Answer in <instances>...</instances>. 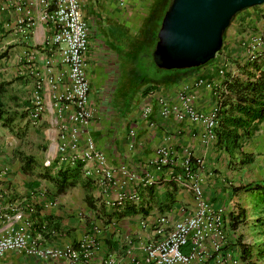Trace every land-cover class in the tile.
<instances>
[{
	"label": "crops",
	"instance_id": "0c3cea01",
	"mask_svg": "<svg viewBox=\"0 0 264 264\" xmlns=\"http://www.w3.org/2000/svg\"><path fill=\"white\" fill-rule=\"evenodd\" d=\"M77 1L81 18L87 26L85 76L89 85L88 108L93 122L86 135L103 153L108 165L122 166L136 176L149 172L153 175L154 184L141 188L136 181L128 182L115 172L113 184L102 189L97 180L83 177L81 167L74 171L79 164L64 165L58 169L54 163L49 168L42 167L53 144L48 132L51 114L45 112L35 125L30 123L28 117L22 121L18 117L20 113H28L35 74L45 79L44 62L49 53L43 42L49 30L48 25L38 19L36 0H16L0 13V106L4 111L3 117L13 119L9 128L4 127L0 120V192L3 205L12 207L11 213L22 212V218L8 222L0 220V233L7 229L22 230L37 239L40 246L51 248L73 247L80 240L89 238L94 243L91 259L95 264H102L105 258H110L114 264H134L133 261L140 260L142 256L144 243L152 239L154 233L151 225L157 218L165 217L169 225L182 220L193 210L191 193L175 181V176L182 171L179 166L182 153L189 150L194 158L200 160V165L193 161L192 165L200 178L204 198L212 205L223 208L226 222L234 234L232 240L252 245L245 238V228L250 225L257 229L260 225L264 226V210L252 218L246 217L250 214L246 199L249 196H263L264 200V195L246 194L241 188L264 185V121L256 125L249 139L239 142V148L231 158L217 145L216 139L214 142H202L198 125L178 122L172 114L160 117L157 114V99L164 97L173 103L174 94L187 89L195 96V108L204 111L213 101L211 92L190 88L193 79L202 78L217 81L221 108L231 79L236 77L244 82L248 73L254 74V69L246 67L245 50L248 35L260 29L259 19L264 4L240 12L225 31L222 78L217 74L214 62L190 72L179 81L163 75L160 78L162 83H159L163 84L162 89L157 87L158 83H150L143 89L140 87L129 107L121 112L109 103V95L116 82L114 77L118 75L117 72L129 77L136 71L137 63L128 53L130 38L145 33V46H152L166 0L157 3L155 0ZM18 3H30L34 16V26L26 36L19 32L15 24L20 15L15 10ZM53 59L57 60L55 56ZM256 63L259 70L264 71V58ZM151 82L158 81L154 79ZM43 90H47L45 84ZM146 107L151 109V113L143 116L142 111ZM159 147L174 152L176 165L154 172L150 162ZM241 153L248 155L251 160L249 164H240ZM22 156L33 160L32 175L21 171ZM85 166L88 169L92 167L90 163ZM64 170L76 174L71 185L62 193H57L51 183L38 177L44 171L57 177L58 172ZM32 182H36L37 186L31 185ZM235 189L238 192H234ZM133 191L138 194V202L125 200L120 212L131 207L137 213L116 218L114 206L107 203L118 194ZM48 202L54 205L49 206ZM237 206L244 211V219L233 229L231 215L235 214ZM143 212H146L145 215H142ZM248 219H251L250 222H247ZM24 221L28 226L24 225ZM0 264L73 263L39 260L17 252H6Z\"/></svg>",
	"mask_w": 264,
	"mask_h": 264
},
{
	"label": "built area",
	"instance_id": "2783aa9c",
	"mask_svg": "<svg viewBox=\"0 0 264 264\" xmlns=\"http://www.w3.org/2000/svg\"><path fill=\"white\" fill-rule=\"evenodd\" d=\"M16 0H0V13L12 6ZM38 19L48 25L49 34L44 39L49 57L45 59V79L35 74L30 107L27 110L28 120L35 125L45 112H50L48 132L53 144L49 156L42 162V167L49 168L52 163L58 167L76 165L82 168L83 177L96 181L105 189L113 184V174L120 173L126 180L136 181L141 188L153 186V175L145 172L142 176L129 173L124 167H113L107 164L105 156L99 151L94 141L86 135L93 118L88 108L89 85L85 76V53L88 48L87 26L81 18L77 0H36ZM260 6H263L260 5ZM19 13L15 24L19 32L26 36L34 26V16L30 3L15 5ZM235 18V17H234ZM232 22V21H231ZM260 29L250 33L245 50V63L258 62L264 58V11L260 14ZM230 26V24H229ZM229 28V27H228ZM228 28L226 30H228ZM222 47L215 54L214 63L217 74L222 78L225 57ZM53 56L57 58L55 61ZM47 90H43V85ZM190 88L210 91L213 101L204 111L195 108V96L187 89L174 94V102L167 98L157 99V114L165 118L172 114L178 122H188L201 128L200 140L214 142L218 127L220 110V91L215 80L195 78ZM227 93V92H226ZM151 109H143V116ZM174 152L169 148L159 147L154 151L150 162L154 172L176 165ZM200 165L199 158H194L189 150H184L179 166L181 173L175 176L176 183L188 190L193 198L192 212L178 222L167 224L165 217H159L152 223L153 237L142 246L140 260L134 264H243L236 240H232L230 230L222 207L207 201L200 188V178L193 171V163ZM90 163L91 169L85 165ZM0 192V220L18 221L22 212L11 213L12 207L2 203ZM137 203L136 191L118 194L107 204L122 206L123 202ZM53 206L52 202H48ZM11 214H10V213ZM24 225L28 226L24 221ZM94 243L89 238L80 240L76 246L65 245L59 248L42 247L37 239L22 230L7 229L0 233V260L6 252H17L39 260H63L77 264H95L91 257ZM102 264H114L105 258Z\"/></svg>",
	"mask_w": 264,
	"mask_h": 264
},
{
	"label": "trees",
	"instance_id": "16d2710c",
	"mask_svg": "<svg viewBox=\"0 0 264 264\" xmlns=\"http://www.w3.org/2000/svg\"><path fill=\"white\" fill-rule=\"evenodd\" d=\"M169 2L170 0H166V6L169 4ZM166 6L162 12V16L167 8ZM144 42H146L145 39ZM155 42L156 34L154 35L151 48H153ZM144 47L146 46L142 45L141 49ZM137 54L138 53H131L129 57L134 59L136 62ZM143 58V60L146 61L147 57L144 56ZM211 62L213 63L214 60L211 59L202 66H205ZM256 64V62L246 63V67H251L254 69V74L248 73V77L244 82L236 77L231 79L227 85V95L224 96L223 104L220 108L221 110H219L218 113L219 122L216 131L217 145L222 147L231 158L233 157L234 152L239 148V142H241V140L246 141L249 139L256 130V125L264 121V71H260ZM202 66L182 70L173 69V72L164 76L170 78L173 81H179L187 76V74L190 72L195 71ZM251 77L252 79H250ZM224 106L226 108H224ZM28 109L29 107L27 110ZM3 114L4 111L0 106V120L2 121V125L9 128V125L13 119L5 118L3 117ZM25 117H27L26 114L20 113L18 120L22 121L25 119ZM241 155L242 160L240 161V164H249L251 160L248 155H243L242 153ZM21 162V171L24 174L32 175L33 160L31 158L22 156ZM79 167L80 166L75 168L74 171L79 170ZM74 171L69 172L64 170L62 172H58L57 177H53L49 175L48 172L44 171L39 173L38 177L51 183L55 187L57 193H62L68 185H71V180L76 174ZM31 185L37 186V183L32 182ZM241 191L246 194L256 193L264 195V185L245 186L241 188ZM234 192H238V189H235ZM114 208V215L116 218L137 213L131 207H127L121 212L119 206H114ZM145 213L146 212H143L142 215H145ZM243 219L244 211L237 206L235 209V214L231 215V227L235 229L236 225L241 224ZM236 245L239 248L243 264H255V261L258 258L264 257V241L258 244L247 245L241 243L239 240L236 241Z\"/></svg>",
	"mask_w": 264,
	"mask_h": 264
},
{
	"label": "water",
	"instance_id": "95a60500",
	"mask_svg": "<svg viewBox=\"0 0 264 264\" xmlns=\"http://www.w3.org/2000/svg\"><path fill=\"white\" fill-rule=\"evenodd\" d=\"M262 4L264 0H170L156 32L153 65L165 71L204 65L221 49L234 16Z\"/></svg>",
	"mask_w": 264,
	"mask_h": 264
},
{
	"label": "rangeland",
	"instance_id": "374dc122",
	"mask_svg": "<svg viewBox=\"0 0 264 264\" xmlns=\"http://www.w3.org/2000/svg\"><path fill=\"white\" fill-rule=\"evenodd\" d=\"M155 1L156 3L159 2V0ZM144 37V33H139L137 34L136 38H130V49H128V53H138L136 57L137 60L135 62L137 63L136 71L133 72V75L126 77L125 75L123 76L122 74H120V72H117L118 75L114 77L116 82L113 84L114 86H112L111 93L109 95V103L112 107L120 110L121 112H123L125 108L129 107L132 97H136L140 87L143 89L148 84L150 85V83H158L157 87L162 89V87L164 86H162L163 84H159L162 83V81H160V78L163 75H167L173 72V70H160L153 65L151 59L153 48L146 46L141 49V46L145 45ZM144 56L147 57V62L143 60ZM121 60L123 59L121 58ZM154 79L158 82H151ZM21 126L23 127V125ZM263 201V196L247 197L246 203L248 205L250 214H247L246 217L252 218L261 213V211L264 210ZM250 220L251 219H248L247 222H250ZM244 232L245 238L249 239V241H251L253 244H258V242L261 243V241H264V226L260 225L257 229L256 226L250 225L249 227L245 228ZM255 264H264V257L258 258L255 261Z\"/></svg>",
	"mask_w": 264,
	"mask_h": 264
}]
</instances>
